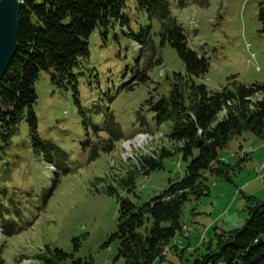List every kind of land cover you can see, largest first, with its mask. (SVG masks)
Instances as JSON below:
<instances>
[{
	"label": "rangeland",
	"instance_id": "obj_1",
	"mask_svg": "<svg viewBox=\"0 0 264 264\" xmlns=\"http://www.w3.org/2000/svg\"><path fill=\"white\" fill-rule=\"evenodd\" d=\"M167 2L186 28L188 46L209 63L197 82L208 90L220 89L230 76L264 82V32L257 17L264 0ZM121 13L125 24L113 21L106 37L99 27L89 34L88 56L73 69L75 87H59L50 81L51 69L39 70L32 110L41 146L27 110L9 138L0 136V214L14 227L24 226L7 236L0 232V264H41L36 256L53 248L92 264H125L116 256L118 240L106 243L116 230L118 198L140 205L183 176L186 161L178 151L148 174L142 165L143 158L158 159L161 148H174L167 138L170 122L157 126L148 100L168 93V77L184 72L183 62L160 41L156 15L138 9L135 0H125ZM137 131L156 134L125 140ZM239 144L245 148L239 151ZM218 155L232 169L224 177L209 175V192L184 203L181 232L153 264H193L215 247L219 234L244 223L245 197L264 200V169L256 168L264 162V135H234Z\"/></svg>",
	"mask_w": 264,
	"mask_h": 264
},
{
	"label": "trees",
	"instance_id": "obj_2",
	"mask_svg": "<svg viewBox=\"0 0 264 264\" xmlns=\"http://www.w3.org/2000/svg\"><path fill=\"white\" fill-rule=\"evenodd\" d=\"M124 1L20 0L17 48L0 79V136L3 139L9 138L27 110L31 135L41 146L32 110L36 100L33 84L39 70L51 69L50 81L59 87L66 88L67 84L75 87L73 69L80 58L88 56L89 34L99 27L100 35L106 37L113 21L124 25L126 19L121 13ZM135 2L148 16L154 14L160 19V41L167 42L176 51L184 66V72H173L168 77L170 89L166 95L155 101L148 100L154 123L158 126L170 122L167 138L174 143V148L167 152L161 148L158 159L143 158L142 165L148 174L161 168L162 158L174 151L181 153L186 165L181 178L169 181L165 189L140 205L127 197H119L116 230L106 243L118 240L116 256L123 258L125 264H153L163 256L165 246L176 233L181 232L184 203L209 192V175L224 177L232 169L233 164L222 161L218 151L232 136L242 132L264 135V82L245 83L230 76L220 89L208 90L196 78L207 72L209 63L188 46L186 28L172 15L167 0ZM257 17L264 32V6H260ZM141 40L133 39L142 46ZM145 77L142 73L141 78ZM74 101L77 102L76 96ZM238 147L240 150L242 146ZM46 161L59 169L50 159ZM131 182L125 180V183ZM252 199V196L245 197L244 223L219 234L215 247L193 264L208 261L216 264L218 260L224 264H264V200ZM0 217V226L6 234L24 228L23 225L14 227L4 215ZM36 258L41 264H92L90 260L73 258L72 253L60 248L48 249Z\"/></svg>",
	"mask_w": 264,
	"mask_h": 264
},
{
	"label": "water",
	"instance_id": "obj_3",
	"mask_svg": "<svg viewBox=\"0 0 264 264\" xmlns=\"http://www.w3.org/2000/svg\"><path fill=\"white\" fill-rule=\"evenodd\" d=\"M20 0H0V79L17 48Z\"/></svg>",
	"mask_w": 264,
	"mask_h": 264
},
{
	"label": "bare ground",
	"instance_id": "obj_4",
	"mask_svg": "<svg viewBox=\"0 0 264 264\" xmlns=\"http://www.w3.org/2000/svg\"><path fill=\"white\" fill-rule=\"evenodd\" d=\"M134 44H136L137 46H140L137 42H134ZM144 134V136L145 137H147V135H154V134H156V132L155 133H151V132H137L136 134H134L131 138H129V139H126V141H133L134 140V138H135V136H138V135H143ZM143 137V136H142ZM22 263H24V262H22Z\"/></svg>",
	"mask_w": 264,
	"mask_h": 264
},
{
	"label": "crops",
	"instance_id": "obj_5",
	"mask_svg": "<svg viewBox=\"0 0 264 264\" xmlns=\"http://www.w3.org/2000/svg\"><path fill=\"white\" fill-rule=\"evenodd\" d=\"M252 141H253V140H252ZM239 145L242 146V144H239ZM250 146H251V145H250ZM259 147H260V146H257L256 151H258ZM242 148H245V147L243 146V147H241V149H242ZM252 149H253V148L251 147V150H252ZM239 151H240V150H239ZM258 167L261 168V170L264 169V162H263V164H260V166H257L256 168H258Z\"/></svg>",
	"mask_w": 264,
	"mask_h": 264
}]
</instances>
